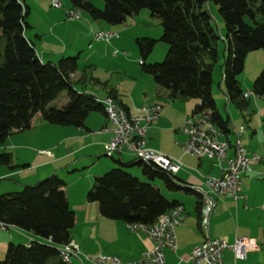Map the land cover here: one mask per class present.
Returning a JSON list of instances; mask_svg holds the SVG:
<instances>
[{"label":"crops","instance_id":"0c3cea01","mask_svg":"<svg viewBox=\"0 0 264 264\" xmlns=\"http://www.w3.org/2000/svg\"><path fill=\"white\" fill-rule=\"evenodd\" d=\"M21 1L26 5V15L30 3L26 0ZM38 1L42 5L47 0ZM90 1L95 6L102 7L101 0ZM60 7L63 9L61 12L46 7V11L53 18L45 26H40V20L33 23L29 21V25L27 23L23 31L26 38L31 41L40 61L55 62L61 56H76L75 69L69 74L72 87L99 100L112 94L111 98L124 106L129 115L138 112L137 107L142 104L158 102L161 105L156 117L145 128L144 145L180 162L174 175L182 187L171 193L161 190L160 192L165 198L181 203L184 212L182 220L174 227V249L164 247L162 250L165 263L187 261L190 249L208 236L224 239L228 243L236 235L246 236L253 239L255 244L259 241L264 250V157L251 162L243 173L240 180V195L236 199L210 191L203 180L206 176L220 175L216 161L213 158L192 155L181 147L185 135L180 128L198 99L191 97L170 99L166 92L155 84L150 74L140 67L138 69L136 58L139 57L135 51L134 38L139 35L152 36L151 31L144 25L148 23L156 25L157 17L151 15L147 9L140 8L137 12L125 16L119 22L120 25H116L117 23L94 19L86 11L77 18L65 19L67 18L65 10H73L74 6L62 0ZM61 24L65 25L63 26L70 35L69 39L64 40L60 36ZM216 27L219 35L223 37V30L218 22ZM26 28L31 31L30 34L26 33ZM102 30L116 34L110 36L108 41L93 36L95 31ZM160 31L158 23L155 26V33ZM109 46L126 49L129 57L119 55L116 48L109 51ZM105 56L120 58L133 64L125 69L117 68L113 75L105 66H94L90 62L91 57L100 61ZM87 64L93 68L88 76L83 70L90 69ZM61 92L59 94L62 102L57 104L54 101L57 94L49 105L58 107L64 103L65 92ZM245 97L247 104L244 108L238 109L234 105L241 117L236 115L229 104L225 110L227 113L223 115L214 98L216 110L229 120V130L221 132L218 138L223 137L232 144L235 139L232 127L244 125L240 142L248 153L258 154L264 152V101L262 96L253 93ZM217 99L219 100V97ZM222 108L225 109L224 106ZM110 136L109 122L101 109L88 111L83 119V126L50 123L36 112L29 127L13 130L0 142V152L9 154L8 163L0 162V193L18 190L22 185L35 183L49 173L63 179L66 203L74 214L69 239L74 241L79 249L77 255H70L69 264H94L84 259L80 261L79 258L82 253L95 254L100 251L115 255L122 261L137 260L151 246V239L146 234L129 229L125 221L101 216L96 202L85 200V192L93 176L114 165L124 169L132 164L136 165L132 170H126L137 177L139 173L143 176L140 166L135 163V157H131L124 148L113 151L110 155L104 154L103 144ZM230 147L226 151L227 155L231 154ZM144 179L146 180L145 177ZM150 182L158 188L159 184H162L157 179ZM195 191L200 193L206 191L212 200L205 224L201 223V220L198 222ZM33 239L47 241L14 225L0 226V258L4 255L8 243L27 244ZM258 252V245L255 249L248 250L242 258L243 264H256ZM236 260L238 259H233L231 249L226 248L222 251L221 264H236Z\"/></svg>","mask_w":264,"mask_h":264},{"label":"trees","instance_id":"16d2710c","mask_svg":"<svg viewBox=\"0 0 264 264\" xmlns=\"http://www.w3.org/2000/svg\"><path fill=\"white\" fill-rule=\"evenodd\" d=\"M205 1L102 0V7H97L90 0H69L71 6L109 23H119L140 8L157 17L161 27L157 38H134L141 59L139 67L151 75L168 98L198 99L192 112L207 109L213 126L225 133L229 130V120L216 110L211 93V66L217 56L215 43L219 34L204 8ZM211 1L217 5L225 28L222 40L226 55L220 72L225 97L242 109L247 98L237 74L249 50L261 48L264 52V0ZM25 13L26 5L21 0H0V142L13 130L29 127L36 112L50 123L83 126L88 111H104L99 99L72 87L69 74L75 69L76 56H61L55 62L38 59L23 32L27 26ZM156 40L167 44L164 56L159 61L145 62L144 57ZM61 91L65 92L64 103L58 107L49 105ZM250 91L262 96L264 101V65L253 78ZM135 159L146 180L121 166L93 176L85 200L96 202L101 216L151 223L159 213L177 203L165 198L158 186L150 182L157 179L168 190H176L182 186L174 173L152 162ZM8 161L9 154L0 152V162ZM63 185L60 177L49 173L18 190L0 193V222L47 240L8 243L0 264H67L59 256L57 246L70 238L74 214L67 206ZM195 195L200 223L204 199L200 192L195 191Z\"/></svg>","mask_w":264,"mask_h":264},{"label":"built area","instance_id":"2783aa9c","mask_svg":"<svg viewBox=\"0 0 264 264\" xmlns=\"http://www.w3.org/2000/svg\"><path fill=\"white\" fill-rule=\"evenodd\" d=\"M51 5L58 7L60 3L58 0H51ZM66 15L69 18L78 17V13H71L68 10ZM115 34V32L102 30L95 31L93 36L108 41V38ZM140 60L139 58L138 61ZM248 93V90L243 91V95ZM101 99L110 103L114 118V127L110 131L111 136L103 144L104 154L110 155L113 151L124 148L134 156L146 157L152 163L171 173L177 170L180 163L178 159L144 145L145 128L156 117L161 108L158 102L138 106V112L132 113L133 126H125L126 108L111 99V96L106 95ZM180 129L185 135L181 145L182 149L195 156L213 158L220 169V175L204 178L203 182L207 188L216 194L227 195L236 199L240 195V180L243 173L249 168L251 162L260 160L264 156L252 152L248 153L245 150L240 142L241 131L238 127H232L236 138L234 153L227 155L224 139L218 138L207 109L191 112ZM203 199L206 205V213L205 216L200 217V220L206 222L212 200L206 191H203ZM183 216V206L177 202L159 213L151 223L127 222L129 229L143 232L151 239V246L137 260L122 261L117 256L104 252L92 255L82 253L79 259L80 261L82 259L88 260L94 264H166L162 250L164 247L174 249V227L182 220ZM3 225L0 222V226ZM226 248L231 249L235 260L244 258L248 250L256 248V244L253 239L246 236L236 235L230 243L218 237H207L190 249L187 261L178 260L173 264H221L222 251ZM57 249L62 252V260L66 261L67 264L70 263V255H77L79 251L78 245L71 239L59 244Z\"/></svg>","mask_w":264,"mask_h":264},{"label":"rangeland","instance_id":"374dc122","mask_svg":"<svg viewBox=\"0 0 264 264\" xmlns=\"http://www.w3.org/2000/svg\"><path fill=\"white\" fill-rule=\"evenodd\" d=\"M26 1L28 3H30V5H29L30 9H29L28 13L24 16V21L26 22V24L29 21L33 23V22H35L37 20H40L39 21L40 26H45V24L50 22L51 18H53V17L49 14L48 11H46V7L59 10L60 12L63 10V9H61L60 5L58 6L59 8L52 6L51 5V0H50V2H49V0H47L46 2H43L42 5L40 4V2L38 0H26ZM58 1H59V3L60 2L62 3V0H58ZM65 1H66V3L68 5H70L68 0H65ZM204 8H206L208 10V12H209V14L211 16V22L213 23L215 29L218 31V29L216 27V22H218V24L220 25V28L223 30L222 32L224 34V29H225L224 28V23H223V20H222L220 14L217 11V5L215 3H213L211 0H206L204 2ZM143 9H146V8H143ZM67 10H65V11H67ZM73 10H74V12L76 11V13H78V16H79V14H85L86 13L85 10H83V9H81L79 7H75V6H74ZM69 11H71V10H69ZM68 18L69 17H67L65 19H68ZM69 19L71 20V18H69ZM246 20H247V18H246ZM155 21H156V23H157V21L159 23V19L155 20ZM158 23L156 25H158ZM28 25H29V23H28ZM63 25H62V27L60 29L61 31H59L60 32V36L62 38H64V40L65 39H69L70 35L68 34L66 28L64 27L65 25L64 26ZM116 25H120V24L117 23ZM156 25H155V23H148L147 25H144L145 27H147V29L149 31H151V34H153L152 36H148V37H152V38H157L158 37L160 32L159 33H155V26ZM29 31L30 30L28 28H26V33L30 34L31 31L30 32ZM139 36H147V35H139ZM79 40L81 41V38ZM134 47H135L136 53H138L136 45H134ZM166 47H167V44L165 42H163L161 40H156L154 42L151 50L145 55V57H144L145 62H153V61L161 60L163 58V56H164ZM215 47H216V50H217V56H216V59L212 62V66H211V89H212L211 91L214 94V95L212 94L213 99L215 98V100H216V102H217V104H218V106H219V108L221 110V113L223 115L226 112L225 110H227L226 109L227 104H229V106L235 111L236 115L239 116L240 112H238V109L234 106L235 104L232 101L231 102H226L227 100H226L225 92H224L225 91V86H224V83L222 81L221 74H220V72L222 71V62H223V59H224V57L226 55L225 48H224V43H223L221 34L219 35V38L216 40ZM112 48H116L118 50V52H119V55H123L125 57H129V53L126 52V49H118L115 46L114 47L113 46H109V51H111ZM137 57H140L139 53L137 54ZM138 59L139 58H136V64H137L138 69H139V65H138L139 61H138ZM90 60H92L90 62L94 66H99V65L105 66L107 68V70H111V73L113 75L115 73L114 71L117 70V68L122 67V68L125 69V68H128L127 66L131 67L132 64H133L131 62L124 61V60H122L120 58H111V57H108V56L102 57V59H100V61L98 59L94 58V57H91ZM87 65H89V64H87ZM263 65H264V52H263V50L261 48H255V49L249 50L245 54L244 59H243V68L237 74V79H238L239 85H240V87H241V89L243 91H246L249 88L248 89V91H249L248 94L252 93L250 91L251 82H252L253 78L256 76V74L260 71V69L262 68ZM89 67H90V69L89 68L83 69L84 73L87 76L90 74V72L92 73V70H93V68H91L90 65H89ZM219 84H220V87H218ZM61 93H64V91H62ZM217 97H219V100L217 99ZM54 101L57 104L62 102L61 94H58V96L55 98ZM222 106H224L225 109H223ZM240 117H241V115H240ZM127 152L131 155V157L132 156L136 157L131 152H129V151H127ZM263 154H264L263 151L261 153H258V155H263ZM105 157H107V156H105ZM112 167H116V165H114ZM135 167H136V165L132 164V165L127 166L125 168L128 169V170H132V168H135ZM129 172H131V171H129ZM138 177L140 179H142V180H145L144 177L142 175H140V173L138 174ZM154 182L158 183L156 180H154ZM159 190H161L163 192L165 191L167 193L173 192V190L166 189L162 184H159ZM97 242H99V241H97ZM102 242H104V241L102 240ZM256 245L259 246L258 258L256 259L257 260L256 264H262V263L264 264V250H263V246H262V244L259 241H258V244H256ZM104 253H106V252H104ZM86 254L87 255H92V253L91 254L90 253H86ZM242 261H243V259H238V260H236V264H243Z\"/></svg>","mask_w":264,"mask_h":264},{"label":"bare ground","instance_id":"6f19581e","mask_svg":"<svg viewBox=\"0 0 264 264\" xmlns=\"http://www.w3.org/2000/svg\"><path fill=\"white\" fill-rule=\"evenodd\" d=\"M69 12H71V13H76V12H74V11H69ZM112 99V98H111ZM102 103H103V108H104V113H105V115H106V118L108 119V122H109V129H110V131L112 130V128L114 127V118H113V109L111 108V105H110V103H106V101L105 100H100ZM124 125L125 126H133V119H132V115H129L128 113H127V111H125V115H124ZM212 126H213V122H212ZM214 127V126H213ZM239 129H240V131L241 132H243V130H244V125H242V126H239L238 127ZM214 129L217 131V136L218 135H221V132L219 131V130H217L215 127H214ZM233 133H234V131H233ZM224 136V135H223ZM234 136H235V133H234ZM221 137V136H220ZM223 138V137H222ZM224 139V142H225V145H226V151H227V149H228V147L229 146H231L230 147V149H231V154H233L234 153V148H235V146H236V138L234 139V141H233V143L232 144H230L225 138H223ZM228 151V152H229ZM137 158H139V159H141L142 161H144V162H151L149 159H147L146 157H143V156H136ZM202 194V196H203V192L201 193ZM205 213H206V205H205V201H204V206H203V210H202V214H201V217L202 216H205ZM201 222L202 223H206L205 222V220H201ZM57 250H59V249H57ZM59 256L62 258V252L59 250ZM66 262V261H65ZM67 263V262H66Z\"/></svg>","mask_w":264,"mask_h":264},{"label":"water","instance_id":"95a60500","mask_svg":"<svg viewBox=\"0 0 264 264\" xmlns=\"http://www.w3.org/2000/svg\"><path fill=\"white\" fill-rule=\"evenodd\" d=\"M209 237V236H208Z\"/></svg>","mask_w":264,"mask_h":264}]
</instances>
